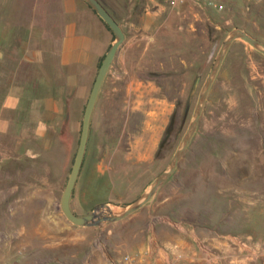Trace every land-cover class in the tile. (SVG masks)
Listing matches in <instances>:
<instances>
[{"label": "rangeland", "instance_id": "1", "mask_svg": "<svg viewBox=\"0 0 264 264\" xmlns=\"http://www.w3.org/2000/svg\"><path fill=\"white\" fill-rule=\"evenodd\" d=\"M99 1L125 39L93 111L71 195L77 214L104 202L127 205L167 166L231 29L264 42V0H226L221 12L176 0ZM89 14L97 15L84 0H0V104L18 86L34 90L39 102L51 95L60 103L59 111L38 108L43 133L35 139L25 98L16 133L0 136V180L21 182L13 194L29 199L13 201L11 217L0 216V264H76L99 240L114 254L132 251L155 215L264 238V55L241 39L225 54L177 168L150 201L111 224L77 226L65 218L61 193L103 55L90 67L63 66V49L76 47L63 39L69 20L88 21ZM92 33L96 49L97 24ZM154 231L168 241L175 229L159 221ZM98 257L96 249L91 259L98 264Z\"/></svg>", "mask_w": 264, "mask_h": 264}, {"label": "water", "instance_id": "2", "mask_svg": "<svg viewBox=\"0 0 264 264\" xmlns=\"http://www.w3.org/2000/svg\"><path fill=\"white\" fill-rule=\"evenodd\" d=\"M84 1L107 24L114 35V40L103 55L84 106L79 140L68 177L61 193L59 208L64 214L65 218L74 225L101 226L120 221L140 209L150 201V199L156 194L161 185L164 184L165 181L173 174V172L177 168L179 160L187 149L197 128L198 121L202 114L209 89L222 64L225 54L233 41L236 39H241L263 55L264 42L239 27L231 29L221 42V45L199 90L189 123L167 166L159 174L156 175V177L135 200L121 207V211L114 212L110 207L111 203L104 202L95 205V207L88 213L77 214L71 208L70 199L83 164L87 141L90 133L93 111L107 72L114 60V57L120 45L125 39V33L121 25L99 0Z\"/></svg>", "mask_w": 264, "mask_h": 264}, {"label": "crops", "instance_id": "3", "mask_svg": "<svg viewBox=\"0 0 264 264\" xmlns=\"http://www.w3.org/2000/svg\"><path fill=\"white\" fill-rule=\"evenodd\" d=\"M105 6V4H104ZM107 7V6H105ZM100 17L97 15L89 14L88 15V21L85 19H79V21L75 20H69L66 28H65V34L63 42H66L67 39H73L74 42H76L75 51L73 50V53H68L66 51V48L63 49L62 53V65L69 67L70 65H75L77 63L85 65V66H92L96 63V61L101 58L102 55L105 54L106 50L110 46V44L113 42L111 37V31L103 25V22L100 21ZM118 21V20H117ZM102 22V23H100ZM119 23V22H118ZM97 24V27L99 28L101 32V41L98 48H94V37H93V30L95 29V25ZM97 30V29H96ZM124 57V56H123ZM124 61V58H122ZM122 68V67H120ZM123 69V68H122ZM109 70H111L109 68ZM113 75V74H112ZM119 75V74H118ZM133 82H131L132 84ZM26 86H18L13 87L9 92L6 93L4 98L2 99L1 106H0V136L6 133H16L14 130L12 131V128L14 123L16 121L21 122V119L18 117L20 110L23 108L21 106L25 98L29 100L27 102V106H25L28 111V117L30 116V121L33 124V128L31 133H33V137L36 139L40 137L43 133V127L42 123L44 122V118L42 116H38V111L41 109V106H45V108L50 109L49 107H55V111H59L60 103L58 101H52V96H44L40 102L36 100V93L35 91L28 92L24 90ZM101 92V91H100ZM54 102V103H52ZM41 103V104H40ZM40 108V109H38ZM17 117V120L14 118ZM10 129V130H9ZM19 133V132H18ZM77 182V181H76ZM21 182H15L12 183L11 179H1L0 185H3V189H0V206L2 210L0 209V216L4 217H11L13 212V206L12 202H22L27 201L28 196L23 194H13V188L12 186L21 185ZM76 186V184H75ZM75 189V187H74ZM70 205H71V199H70ZM72 208V205H71ZM72 210L75 212L74 208ZM76 213V212H75ZM168 224V223H167ZM170 225V224H168ZM195 228V233L206 240L210 245L220 246V242L222 238L220 237L222 234L226 233H232L233 231H229L227 227H219L211 228L209 230L202 229L199 225L195 226L192 224ZM161 227V226H160ZM159 228V226H158ZM206 234H209L208 236ZM235 234V233H232ZM145 234L141 232V235L135 240H141L144 241ZM251 237L254 241V243L257 245L258 249V256L256 259V264H264V238H254L251 235H247ZM178 238V234L173 231V235L170 240H175ZM97 262H102V258L98 257ZM95 260L91 259V264H96L94 262ZM200 264V263H195Z\"/></svg>", "mask_w": 264, "mask_h": 264}, {"label": "built area", "instance_id": "4", "mask_svg": "<svg viewBox=\"0 0 264 264\" xmlns=\"http://www.w3.org/2000/svg\"><path fill=\"white\" fill-rule=\"evenodd\" d=\"M178 3H191L201 9L221 12L226 9V0H176ZM170 224L178 238L160 241L154 228L157 222ZM220 246H212L195 233L191 223L171 220L169 217L155 215L152 217L142 244L128 252L114 254L106 243L99 240L90 254L76 264H91L92 253L98 249L102 262L98 264H256L257 245L249 236L226 233ZM8 264V263H6Z\"/></svg>", "mask_w": 264, "mask_h": 264}, {"label": "trees", "instance_id": "5", "mask_svg": "<svg viewBox=\"0 0 264 264\" xmlns=\"http://www.w3.org/2000/svg\"><path fill=\"white\" fill-rule=\"evenodd\" d=\"M103 23H104V25L110 30V28L107 26V24L101 19V18H99ZM111 31V30H110ZM103 58V57H102ZM102 60V59H101ZM169 126L170 125H168L167 126V128H166V130H165V134H164V137H163V140L161 141V144H162V142H164V140H165V138H166V136H167V134L169 133ZM160 144V145H161Z\"/></svg>", "mask_w": 264, "mask_h": 264}, {"label": "bare ground", "instance_id": "6", "mask_svg": "<svg viewBox=\"0 0 264 264\" xmlns=\"http://www.w3.org/2000/svg\"><path fill=\"white\" fill-rule=\"evenodd\" d=\"M110 207H111V209L114 211V212H119V211H121L122 210V208H120V207H116L115 205H113V204H110Z\"/></svg>", "mask_w": 264, "mask_h": 264}]
</instances>
